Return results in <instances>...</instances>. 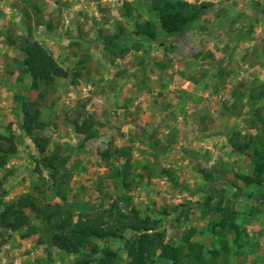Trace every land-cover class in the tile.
Returning <instances> with one entry per match:
<instances>
[{"label":"rangeland","instance_id":"1","mask_svg":"<svg viewBox=\"0 0 264 264\" xmlns=\"http://www.w3.org/2000/svg\"><path fill=\"white\" fill-rule=\"evenodd\" d=\"M149 1L0 0V143L15 147L0 168V210L24 194L40 205L59 202L62 190L70 201L94 202L95 216L117 199L156 220L163 243L185 246V231L195 229L191 240L215 264H264V175L231 144L257 133L256 108L264 115V0H206L203 15L177 36L160 30ZM24 39L39 40L69 75L32 88L21 69ZM23 107L44 124L33 134L45 152L23 127ZM121 147L132 163L129 188L112 176L124 161L115 153ZM51 153L69 158L55 183ZM209 194L234 210L238 237L219 233L224 212L203 213ZM27 212L30 236L0 227V264L80 258L54 246L48 223ZM99 245L127 259L120 239Z\"/></svg>","mask_w":264,"mask_h":264},{"label":"trees","instance_id":"2","mask_svg":"<svg viewBox=\"0 0 264 264\" xmlns=\"http://www.w3.org/2000/svg\"><path fill=\"white\" fill-rule=\"evenodd\" d=\"M149 5L157 14L160 30L167 35L177 36L203 15L210 2L206 0H150ZM139 27L147 34L148 39L156 38L152 26L144 24ZM110 39L107 41H111ZM18 47L23 54L21 69L30 75L32 88L39 89L43 83L48 84L57 77L69 75L68 70L58 63L55 56L39 40L24 39L19 42ZM136 47L140 49L143 44L139 43ZM23 113L25 131L33 137L39 151L45 152V141L33 134L34 129H41L44 126L43 122L38 119V113L27 107H23ZM252 121L257 133L249 135L244 141L232 138L231 144L235 152L248 153L252 158L255 171L264 175V115L259 108L254 110ZM91 128L92 122L85 120V139L92 137ZM14 149L12 143L9 146L0 143V168L6 166L8 156ZM249 149L253 152H248ZM128 151L129 148L126 147L115 150V153L124 157V161L121 167L115 165L112 168V176L115 181L121 182L124 188L131 186L129 178L132 163L130 158L126 157ZM112 153L110 150L100 152L104 159H109ZM68 159V156L63 157L57 153H51L46 157L53 183L58 181V175ZM210 175L211 173L206 174L207 177ZM240 178L246 183L257 181L256 178L245 175ZM1 183L2 180H0ZM57 195L61 198L59 202H46L43 205L38 204L29 194L19 196L0 210V227L10 231L27 229L23 236H30L36 228L32 223L31 215L27 212L29 209L35 213L36 217L48 223L50 239L54 246L67 253L80 256L73 264H89L93 260L97 261V264H182L183 262L184 264H215V261L207 258L204 244L191 240L195 229L185 231L183 236L185 246L174 247L169 243L161 242L159 232L154 231L157 221L149 215L142 216L140 210L135 207L125 210L120 206L119 201L114 199L109 207L92 216V211L97 208L94 202L70 201L62 190H59ZM213 197L211 194L205 197L203 213L224 212L223 219L220 221L219 233L234 230L238 237L239 230L234 221V210H231L228 205L223 206V195H219L215 202H213ZM109 237L122 241L123 249L127 253L126 260H123L118 251L110 246L99 245L100 240ZM223 243L226 244V240ZM158 249H160L159 253ZM212 253L217 254L216 251Z\"/></svg>","mask_w":264,"mask_h":264}]
</instances>
